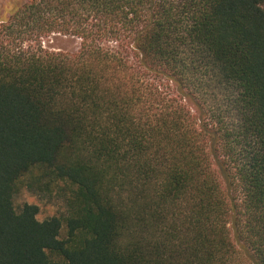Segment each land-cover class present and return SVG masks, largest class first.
Wrapping results in <instances>:
<instances>
[{
    "label": "trees",
    "instance_id": "1",
    "mask_svg": "<svg viewBox=\"0 0 264 264\" xmlns=\"http://www.w3.org/2000/svg\"><path fill=\"white\" fill-rule=\"evenodd\" d=\"M1 28L0 264H264V0H27Z\"/></svg>",
    "mask_w": 264,
    "mask_h": 264
},
{
    "label": "rangeland",
    "instance_id": "2",
    "mask_svg": "<svg viewBox=\"0 0 264 264\" xmlns=\"http://www.w3.org/2000/svg\"><path fill=\"white\" fill-rule=\"evenodd\" d=\"M26 2L27 0H0V32L10 12ZM79 46L80 41L69 36L55 35L45 39V47L52 51H73ZM56 192V190L44 192L24 189L15 195V205L19 208L26 202L37 204L40 208L38 217L42 220L53 215H62L66 210L65 201Z\"/></svg>",
    "mask_w": 264,
    "mask_h": 264
}]
</instances>
